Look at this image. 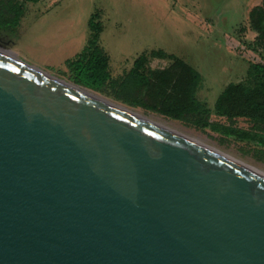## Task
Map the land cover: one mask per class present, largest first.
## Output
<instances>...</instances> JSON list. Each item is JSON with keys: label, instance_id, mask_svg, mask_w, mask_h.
Here are the masks:
<instances>
[{"label": "water", "instance_id": "obj_1", "mask_svg": "<svg viewBox=\"0 0 264 264\" xmlns=\"http://www.w3.org/2000/svg\"><path fill=\"white\" fill-rule=\"evenodd\" d=\"M0 48V264H264V174Z\"/></svg>", "mask_w": 264, "mask_h": 264}, {"label": "rangeland", "instance_id": "obj_2", "mask_svg": "<svg viewBox=\"0 0 264 264\" xmlns=\"http://www.w3.org/2000/svg\"><path fill=\"white\" fill-rule=\"evenodd\" d=\"M261 3L262 0H0V10L6 13L4 16L0 12V48L28 66L264 171V130L250 120L238 118L233 127L259 134V141L200 129L152 112L141 103L133 106L125 102L127 96L110 80L100 89L85 87V68L76 63L90 39L88 22L95 15L102 26L98 43L109 58L111 80H122L141 55L148 57L150 70H170L171 60L152 58L151 53L161 50L172 54L201 74L197 99L209 109V120L230 125L212 110L226 86L246 81L251 64H264L263 47L255 43L257 34L249 20L251 10ZM3 6H14L12 14ZM182 80L175 74L176 84Z\"/></svg>", "mask_w": 264, "mask_h": 264}, {"label": "trees", "instance_id": "obj_3", "mask_svg": "<svg viewBox=\"0 0 264 264\" xmlns=\"http://www.w3.org/2000/svg\"><path fill=\"white\" fill-rule=\"evenodd\" d=\"M12 7H4V10L12 14L11 9L14 6ZM17 10L22 12V8ZM0 12L3 13L2 10ZM249 20L251 29L257 34L255 43L263 47L264 62V0L261 5L251 10ZM88 27L91 32L90 39L76 62L85 68V87L100 89L110 80L127 96L125 102L133 106L141 103L152 112L200 129H210L225 137L254 142L262 138L257 133L233 127V122L238 118L248 119L264 130V64H251L246 81L229 84L218 96L212 112L216 117L226 119L230 125L220 124L209 120V109L197 99L202 76L191 66L172 54L158 50L153 51L151 57L171 60L170 70H150L147 67L148 57L141 55L122 80L113 81L108 72L109 58L98 43L102 26L96 21L95 15L90 18ZM175 74L183 78L182 82L176 84L173 81Z\"/></svg>", "mask_w": 264, "mask_h": 264}, {"label": "bare ground", "instance_id": "obj_4", "mask_svg": "<svg viewBox=\"0 0 264 264\" xmlns=\"http://www.w3.org/2000/svg\"><path fill=\"white\" fill-rule=\"evenodd\" d=\"M73 88H75L78 92L83 93V94H85L86 96H88V97H90V98H92V99L101 100V101H104L105 103H110V104H112L113 106H115L116 108H118V109H120V110H123V111H126V112H128L129 114H131V115H133V116H136V117L141 118V119H143V120H145V121H148V122H150V123H153V124H155V125H158V126H160V127H163V128H165V129H168V130H170V131H173V132H175V133H177V134H180V135H182V136H184V137H186V138H188V139H190V140H192V141H195V142H197V143H199V144H201V145H203V146H205V147H207V148H209V149H212V150H214V151H216V152H218V153H220V154H222V155H224V156H227V157H229V158H231V159H233V160H235V161H237V162H239V163H241V164L246 165L245 163H242V162H240V161H238V160H236V159H234V158H232V157H230V156H228V155H226V154H223L222 152L218 151V150L215 149V148H212V147H210V146H207V145L203 144L202 142H200V141H198V140H196V139H192V138H190V137H187L186 135H184V134H182V133L176 132V131L173 130L172 128H169L168 126H166V125H164V124H162V123H159V122H157V121H154V120H152V119H150V118H147V117H145L144 115H142V114H140V113H138V112H136V111H134V110H132V109H128V108L123 107V106H121V105H117V104H114V103L109 102V101H107V100H104V99L98 97L97 95H94V94H92V93H90V92L84 91V90H82V89H80V88H77V87H73ZM246 166H248V167H250V168H252V169H254V170H256V171H259V172H261V173L264 174V171H262V170H260V169H257V168H254V167H251V166H249V165H246Z\"/></svg>", "mask_w": 264, "mask_h": 264}]
</instances>
